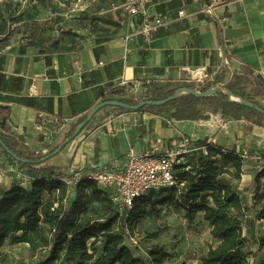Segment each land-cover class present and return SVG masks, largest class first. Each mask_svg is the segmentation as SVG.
<instances>
[{
  "label": "crops",
  "instance_id": "obj_1",
  "mask_svg": "<svg viewBox=\"0 0 264 264\" xmlns=\"http://www.w3.org/2000/svg\"><path fill=\"white\" fill-rule=\"evenodd\" d=\"M125 2L86 0L75 5L66 33L58 29L37 31L33 26L25 30L27 26L21 27V22L9 31L4 17L3 25L0 23V120L4 119L7 133L20 139V147L36 153L54 149L78 119L104 98L117 99L148 88L154 81L197 82L195 73L200 72L202 80L197 85L212 83L214 87L218 85L213 83L215 79L223 74L230 78L248 69L264 79V0H151V11H168L172 19L152 42L136 32L137 23ZM206 5L212 6V12L204 11ZM223 17L228 19L223 21ZM28 41L43 46L57 41L58 46L42 51L28 45L21 53V46ZM61 46L71 49L61 51ZM96 47H102L100 59ZM81 92L84 109L75 114L69 96ZM257 99L264 104V96ZM172 112L103 109L96 114L102 117L97 116L46 165L70 174L78 168L110 165L131 152H165L183 144L187 137V147L213 143L252 159L253 164H244L236 189L253 204L252 179L246 177L254 168L264 167L260 154L264 125L245 130L251 125L248 119L224 116L221 110L204 109L208 118L196 120L175 119ZM196 151L185 154L182 163ZM0 162L12 168L22 166L3 151ZM34 172L36 178L41 176ZM196 220L211 230L203 212Z\"/></svg>",
  "mask_w": 264,
  "mask_h": 264
},
{
  "label": "trees",
  "instance_id": "obj_2",
  "mask_svg": "<svg viewBox=\"0 0 264 264\" xmlns=\"http://www.w3.org/2000/svg\"><path fill=\"white\" fill-rule=\"evenodd\" d=\"M202 1L210 3V0ZM194 32L192 29L193 34ZM28 45L38 46L42 51H46L57 47L58 42L43 46L28 41L27 45L21 46L20 52L24 53ZM60 49L66 51L71 47L61 46ZM101 49L102 47L94 49L98 59ZM170 82L160 87L151 83L150 92L143 100L171 97L177 87H172L173 84ZM175 83L180 88L202 92L212 87V83L197 85V82L187 80ZM213 83L218 84L220 88L211 96L200 97L192 93H182L161 105L146 104L138 111L151 110L163 113L173 110L171 117L175 119L196 120L208 118L209 115L203 113L204 109L221 110L224 116L251 120V125H247L245 130H250L252 125L263 126L264 114L244 103L231 100V96L240 97L264 108L257 99L264 96V79L261 76L253 74V71L248 69L244 74L234 73L230 78L223 74ZM83 95L81 92L69 96L75 114L84 109L81 102ZM105 100L110 98H104L102 101ZM117 100L131 105L142 101L128 96L119 97ZM111 107L133 111L119 106ZM90 111L91 109L78 119L66 138L74 133L78 124L88 117ZM254 116L255 119H252ZM92 120L64 145L60 152L80 136L91 125ZM19 140L18 137L7 133L4 119L0 120V151L14 161L17 160L9 151L27 159V162H17L31 171L41 173V176L32 178L29 187L16 184L5 188L0 194V264L1 248L9 239L14 243L29 244L31 262L22 264H56L61 254L75 264H165L172 254L164 245H154L149 251L148 258H145L141 255L139 246L130 242V230L144 219L159 217L162 204L184 210L189 222H194L197 214L203 212V218L211 225V234L217 239L218 244L210 246L201 256V264H264V235L253 239L250 234L253 224L251 211L254 209L251 207L264 200V189L253 192L254 202L250 205L238 193L234 182L224 177L228 174L237 181L242 178L244 164H253L252 159L246 154L206 143L208 156L204 154L197 156L195 152L192 158L181 166H190L179 173L180 179L185 181L181 188L150 191L137 197L131 209L121 212L112 201L110 193L88 177H83L78 183L73 184L74 197L68 196L71 185L61 178L69 175L60 167L46 165L51 158L60 153H55L59 145L46 154L34 155L25 152L19 146ZM262 179L264 167L258 169L253 176L251 186L254 184L260 186L264 182ZM163 193L165 196L161 197ZM48 194L55 195L46 199ZM261 218H264V209L259 215V219ZM249 241L251 247L248 246ZM179 264L188 262L181 261Z\"/></svg>",
  "mask_w": 264,
  "mask_h": 264
},
{
  "label": "rangeland",
  "instance_id": "obj_3",
  "mask_svg": "<svg viewBox=\"0 0 264 264\" xmlns=\"http://www.w3.org/2000/svg\"><path fill=\"white\" fill-rule=\"evenodd\" d=\"M84 1L86 0H0V23L3 25V21L5 20L4 17H7L9 31L12 29L11 27L14 23L21 22V27L27 26L25 30L33 26L37 31L41 30L46 32L47 30L58 29L61 33H66L69 32V30L66 29V24L72 17V15L70 16V12L73 11L75 5L83 3ZM189 81L196 82L193 79ZM168 82L170 81H154L152 85L160 87L165 86ZM175 82L177 81L171 80L170 83L171 85L173 84L172 87H177V89H179L180 86ZM149 89L150 86L137 92L127 93L125 96L134 97L136 100L140 101L150 92ZM109 108L115 111L118 110L111 106L104 109L107 110ZM97 116L102 117L103 115H95L92 123ZM252 119H255V116ZM250 122L252 121L250 120ZM23 150L28 153H33L34 155H43L48 153L51 149L39 153L27 149ZM198 151H196V155L202 156V151ZM260 154L264 156V150H261ZM0 169L5 171V175L0 181V194L5 188L21 183L18 173L23 169V166L12 168L11 165L0 162ZM258 169L257 167L254 168L251 175L246 177V180L252 179L253 181V176L258 172ZM26 170L31 178L35 176L34 170H32L33 173L29 169ZM68 175L70 176V174ZM224 177L233 181L236 186L239 185L238 183L241 180H233L228 174L224 175ZM262 181H264V179H262ZM25 184H27V182ZM70 185L68 196L73 198V184ZM259 189H264V182H262L260 186L259 184H254L250 188L253 192ZM164 196L165 193H163L161 197ZM48 198L49 196H46V199ZM160 207L162 211L159 217L144 219L138 222L133 230H130L131 236L134 237L136 243L131 240L130 242L139 246L141 255L145 258H148L149 251L154 245H164L172 254L165 264H179L181 261H188L190 264L196 262L202 263L200 256L205 252L207 246H212L217 242V239L212 236L208 225L202 220L196 219L194 222H189L185 217L184 210L175 209L169 204H162ZM251 208L255 210L251 211L253 224L250 228V234L253 239H258L260 236L264 235V218L259 219V215L264 209V200L256 203L254 207ZM251 245L249 241L248 246L251 247ZM29 248L30 246L27 243H14L12 239L7 240L1 248L2 264H22L24 262H31L29 259ZM56 264L75 263L69 261L64 254H61Z\"/></svg>",
  "mask_w": 264,
  "mask_h": 264
},
{
  "label": "built area",
  "instance_id": "obj_4",
  "mask_svg": "<svg viewBox=\"0 0 264 264\" xmlns=\"http://www.w3.org/2000/svg\"><path fill=\"white\" fill-rule=\"evenodd\" d=\"M125 7L137 23L136 32L145 41L152 42L161 29L171 24V16L168 11H151V0H125ZM204 11L212 12V6L206 5ZM183 15V11H180ZM228 18L223 17V21ZM103 62L100 61L99 64ZM197 82L202 80V74L195 73ZM190 139H184V143L167 149L165 152H131L126 157L113 161L110 165H98L91 169H75L69 177L64 179L67 184H76L83 177L93 179L99 186L106 189L119 211L131 209L135 199L150 191L181 188L185 181L181 180L179 173L190 166L181 167L183 157L189 151L201 150L205 156L209 155L208 146L187 147ZM5 171L0 169V181ZM21 185H31L32 178L25 168L18 173ZM27 182V184H25ZM130 240L136 243L130 234ZM138 246V245H137ZM194 264H201L196 262Z\"/></svg>",
  "mask_w": 264,
  "mask_h": 264
},
{
  "label": "water",
  "instance_id": "obj_5",
  "mask_svg": "<svg viewBox=\"0 0 264 264\" xmlns=\"http://www.w3.org/2000/svg\"><path fill=\"white\" fill-rule=\"evenodd\" d=\"M219 85L217 86H214V87H211L210 89H208L207 91H196V90H193L191 88H179L175 91L174 95H172L171 97H168L166 99H161V100H150V99H145V100H142L140 101L139 103L137 104H127L125 102H122V101H119L117 99H110V100H105V101H102L100 103H98L97 105H95L88 117L83 120L82 122H80L76 128V130L74 131V133L67 137L66 139H64V141L55 149V153H59L60 150L64 147V145H66L69 141H71L75 136H77L81 130L84 128V126L90 121L93 119V117L104 107H107V106H119V107H123V108H128V109H131L133 111H137L138 109H140L142 106L146 105V104H152V105H161V104H164L174 98H176L177 96H179L180 94L182 93H192V94H195L197 96H200V97H208V96H211L213 94H216L219 90ZM225 91V90H224ZM227 92V91H225ZM231 100H235V101H238V102H241V103H244L245 105H247L248 107H252L254 109H256L257 111L261 112L262 114H264V108L260 107V106H256L254 105L253 102L251 101H246V100H243L242 98L240 97H235V96H231ZM9 153L17 160V161H21V162H27L28 160L25 159V158H22V157H19L17 154L9 151Z\"/></svg>",
  "mask_w": 264,
  "mask_h": 264
}]
</instances>
